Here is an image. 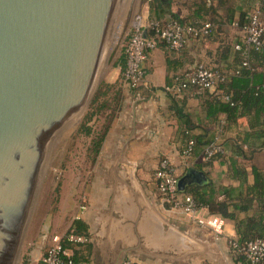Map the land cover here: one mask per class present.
Instances as JSON below:
<instances>
[{"label": "crops", "instance_id": "0c3cea01", "mask_svg": "<svg viewBox=\"0 0 264 264\" xmlns=\"http://www.w3.org/2000/svg\"><path fill=\"white\" fill-rule=\"evenodd\" d=\"M172 2L162 0L163 20L192 16L183 7L172 9ZM258 5L259 0H254L251 12ZM140 18L143 24L153 19L150 4ZM238 23L237 16L222 29L213 25L210 38L191 39L179 54L159 44L144 63V84L132 89L124 79L129 89L125 109L111 123L96 160L102 166H111L110 171L97 172L89 178L81 190L78 211L63 231L55 232L75 233L71 229L76 221L81 222L82 234L78 235L87 241L64 242L74 264H122L127 259L134 264H244L230 245L238 237L235 220L200 208L199 216H219L225 225L221 235L199 226L181 209L163 200L155 178L159 162L169 158L179 177L190 170L201 174L185 191L179 192L181 197L190 188H199L209 200L232 205L240 200L229 201L228 196L237 198L246 186L242 187L243 182L234 176L231 166H245L248 170L252 165L264 168V150L256 153L252 161L234 153L236 141L250 131L246 118L223 129L225 115H219L217 123L207 116L206 92L190 88L173 99L165 90L174 76L200 62L225 68L234 66L235 46L243 37V28ZM125 62L124 57V65H118L122 72ZM215 92L210 90L208 94ZM199 135L215 137L223 143L224 156L208 160L200 149L190 157L185 156L188 142ZM252 142L258 146V139ZM247 179L248 185L254 183L252 175ZM257 209L256 200L248 213L243 209L235 211L232 206L229 210L243 220Z\"/></svg>", "mask_w": 264, "mask_h": 264}, {"label": "water", "instance_id": "95a60500", "mask_svg": "<svg viewBox=\"0 0 264 264\" xmlns=\"http://www.w3.org/2000/svg\"><path fill=\"white\" fill-rule=\"evenodd\" d=\"M146 1L0 0V264H18L46 174Z\"/></svg>", "mask_w": 264, "mask_h": 264}, {"label": "trees", "instance_id": "16d2710c", "mask_svg": "<svg viewBox=\"0 0 264 264\" xmlns=\"http://www.w3.org/2000/svg\"><path fill=\"white\" fill-rule=\"evenodd\" d=\"M179 1H181L182 7L187 10L190 15H192L190 17H194L195 19L193 21L189 19L190 17L180 18L179 16L178 20L175 19L173 21L179 22L181 25H191L198 29L205 23H210L211 30L209 34L200 38H194L207 40L212 35L213 25L222 29V27L229 24L237 16L239 18V27L243 28L247 25L249 22V13L253 9L254 0ZM263 1L264 0H259L258 7ZM150 10L153 17L152 20H157L163 24L167 22L163 20L164 8L162 0H151ZM160 44L164 45L163 43ZM227 50H230L229 47ZM245 59L248 61L247 66H243ZM233 63L234 66L231 68H225L221 65H210V67L215 68L225 76V79L217 84L215 93L208 94L209 90H201L200 88L194 86L190 88H195L199 91L207 93L205 107L208 118L217 123L220 122L219 115H225V122L221 124L223 129L227 128L228 124L237 123L240 118L247 119L250 131L244 134V138L241 137L236 141L234 153L236 156H242L252 161L256 153L264 150V54L250 50L248 55L245 56L242 51L237 50ZM119 64L124 65V59ZM193 69L194 67L174 76L168 86L176 85L185 73L190 72ZM100 94L102 93H99L94 100L93 109L95 107L94 105L100 98ZM171 96L173 99L178 98L176 94H171ZM95 115V113L89 112L85 117V121L82 125V131L86 136H92L94 134V131L92 127L89 126V123L93 120ZM109 127L105 128L102 134L95 136L92 140L94 162H96L102 151L103 143L107 136ZM255 139H258L259 141L258 146L252 144V141ZM192 140L195 141L192 154L196 153L198 149H200L203 150L205 157L206 148L215 141V137L199 135L194 137ZM220 144L223 145V143ZM249 153L250 156L248 155ZM223 156L224 154H217L208 160L218 159ZM231 169L234 176L239 177L243 182L242 187L246 186V189L243 192H240L237 198H233L234 196L230 195L228 196L229 201H236L239 199V204L238 202H234L235 204L231 205L226 201L216 202L209 200L199 188H190L187 193L188 195L194 197L199 208H207L213 214H220L225 218L235 220L238 236L235 240L240 246H245L249 242L257 239L264 240V168L252 165L250 170H248L245 166L234 164L231 166ZM249 175H252L254 178V183L252 185H248L247 183ZM256 200L258 203V209L253 211L251 215H248L243 220L237 219L236 214L234 212H230L229 210L232 206L235 211H242L243 209L245 213H248L252 208V204ZM80 223V221H76L75 227L71 229L76 234H82L80 233V228H82ZM238 255L241 257V261L246 264L247 260L245 255L243 253ZM260 264H264V262Z\"/></svg>", "mask_w": 264, "mask_h": 264}, {"label": "built area", "instance_id": "2783aa9c", "mask_svg": "<svg viewBox=\"0 0 264 264\" xmlns=\"http://www.w3.org/2000/svg\"><path fill=\"white\" fill-rule=\"evenodd\" d=\"M233 25H237L233 22ZM211 24L205 23L201 28L191 25H181L176 21L161 23L157 20H150L143 24L140 17L136 19L131 35L125 46V69L124 79L126 84L136 89L144 84L145 70L144 63L151 51L155 50L160 43H163L175 54L181 53L188 42L194 38H200L210 33ZM242 41L235 46V49L242 51L245 56L250 50L264 54V1L251 12L249 22L243 27ZM245 59L243 66H247ZM225 79V76L213 67L200 63L190 72L184 74L174 86H167L168 93L182 95L190 87L194 86L201 90H215L217 84ZM195 146V141L190 140L184 155L190 157ZM217 154H225V147L218 140L207 146L205 158L209 159ZM157 188L163 196V200L171 207L181 209L187 216L193 219L199 226L210 228L215 234H223L225 220L219 216H199V206L191 195L180 196L178 190L179 175L177 169L169 158H163L155 171ZM48 234L46 245L37 264H74L64 242L84 243L87 238L75 233L64 235ZM231 247L236 253H243L246 257V264H260L264 262V240L257 239L245 246H240L236 240L230 241ZM122 264H134L127 259Z\"/></svg>", "mask_w": 264, "mask_h": 264}, {"label": "rangeland", "instance_id": "374dc122", "mask_svg": "<svg viewBox=\"0 0 264 264\" xmlns=\"http://www.w3.org/2000/svg\"><path fill=\"white\" fill-rule=\"evenodd\" d=\"M150 2L140 5L136 16L128 22L118 48L98 82L91 103L56 154L32 212L18 264H37L44 249L42 237L47 232L52 235L63 231L81 205L82 198L79 196L89 178L97 172L110 171L111 166H102L93 161L92 140L102 134L125 109V97L129 89L124 82V71L120 70L118 64L125 57V46L136 19L147 13ZM181 4L173 0L171 8L179 9ZM99 93L102 94L93 109L94 100ZM89 112L96 114L89 123L94 131L92 136H86L82 131Z\"/></svg>", "mask_w": 264, "mask_h": 264}]
</instances>
